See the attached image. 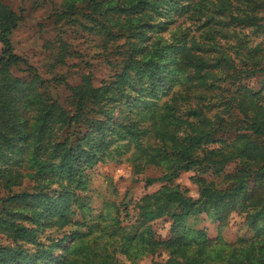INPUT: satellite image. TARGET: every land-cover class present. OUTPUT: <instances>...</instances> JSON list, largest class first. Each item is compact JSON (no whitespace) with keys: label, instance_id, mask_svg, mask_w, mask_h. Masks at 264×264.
<instances>
[{"label":"trees","instance_id":"obj_1","mask_svg":"<svg viewBox=\"0 0 264 264\" xmlns=\"http://www.w3.org/2000/svg\"><path fill=\"white\" fill-rule=\"evenodd\" d=\"M44 1L56 30L117 70L99 86L83 74L66 110L14 53L23 17L0 0V264H138L164 251L152 264H264V0ZM255 75L258 89L245 82ZM109 164L160 170L146 186L165 185L130 218L124 199L99 206L94 170ZM190 171L198 199L174 183ZM233 214L251 233L233 243L192 221L222 230Z\"/></svg>","mask_w":264,"mask_h":264},{"label":"rangeland","instance_id":"obj_2","mask_svg":"<svg viewBox=\"0 0 264 264\" xmlns=\"http://www.w3.org/2000/svg\"><path fill=\"white\" fill-rule=\"evenodd\" d=\"M14 11L23 17L17 30L14 31L11 42L14 53L23 58L28 65L37 70L38 74L48 82L47 89L53 99L67 110L74 109L70 87L76 86L83 74H91L96 86L110 80L116 68L108 65L105 56L100 50L86 42L85 38L55 27L56 12L50 3L44 0H3ZM69 32V31H68ZM62 35V36H60ZM168 35V34H167ZM66 49H62V45ZM68 54L65 57L64 52ZM2 46L0 44V58ZM63 60L61 61V59ZM27 73L17 71L16 75L26 76ZM245 82L252 87L259 88L261 76L255 75L245 78ZM231 167H234L231 164ZM196 172L182 173L174 181L175 184L189 190V196L198 199V187L193 184L192 177ZM161 171L150 169L144 175H136L130 164L98 165L94 170L93 187L100 193L99 206L104 200L122 201L128 204L130 218L136 214L135 203L143 196L153 194L160 190L165 183H155L146 186L149 177H160ZM125 217V214H122ZM192 221L198 228H205L211 238H221L223 241L233 243L240 236H249L251 233L244 226V218L233 214L229 225L220 230L217 223L201 215ZM172 222L167 219L156 221L153 226L158 238L166 240L170 236ZM4 236V237H3ZM6 244L5 235L0 233V245ZM57 254V252H56ZM168 254L164 251L155 257H148L138 264H152L166 262Z\"/></svg>","mask_w":264,"mask_h":264}]
</instances>
